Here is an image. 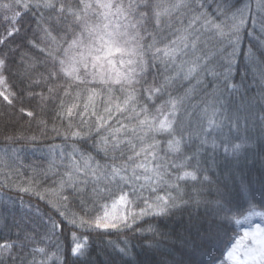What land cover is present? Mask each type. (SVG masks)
<instances>
[{
    "label": "snow or ice",
    "instance_id": "6c2138e0",
    "mask_svg": "<svg viewBox=\"0 0 264 264\" xmlns=\"http://www.w3.org/2000/svg\"><path fill=\"white\" fill-rule=\"evenodd\" d=\"M0 29V101L41 135L96 151L61 152L55 178L42 173L50 183L4 173V188L47 210L12 225L0 264H264V0H0ZM218 161L238 199L217 187L214 210L189 214L178 247L137 227L207 203ZM225 223L242 235L225 239ZM125 230L161 239L139 259L127 240L93 248L81 235Z\"/></svg>",
    "mask_w": 264,
    "mask_h": 264
},
{
    "label": "trees",
    "instance_id": "16d2710c",
    "mask_svg": "<svg viewBox=\"0 0 264 264\" xmlns=\"http://www.w3.org/2000/svg\"><path fill=\"white\" fill-rule=\"evenodd\" d=\"M252 3L253 7H255V0H252ZM22 23L26 29H29V35H31L30 30L31 28L35 27V20L32 18V14H26L23 17ZM10 70L14 74L23 71L18 63L11 64ZM10 82H14L19 85L18 76L13 75ZM31 119L32 118L27 117L26 115H22L7 108L3 102L0 101V146L11 149H20L27 160L37 165L38 171L34 175V177L37 179H40L45 183L50 181V179L45 180L42 175V173L48 171V167L50 166L49 157L42 153L43 149L49 148L53 145H63L65 149H69L73 146V144H75V147L79 148L81 151L96 155V151L91 140L74 142L69 139L66 141L63 136H57L51 131H48L47 135H41L36 127L35 122H32L30 126L29 121H31ZM48 119L50 129L52 126L51 113L49 114ZM17 130L24 131L25 135L35 134L37 135L38 139L35 142L24 140L13 141L5 139L6 136L11 135ZM218 164L219 167L214 169V174L213 172L209 173L215 183L206 184L201 192L200 199L202 201H207V203H202L199 208H197L195 205H189L186 208L176 210L174 214L168 217H146L139 223L137 227L140 229H148L149 226H151L156 229L158 233L170 234L169 239L176 241V246L178 247V237L183 231V225L187 222L189 214H192L194 217H203L206 212L211 213L214 210V202L218 199L217 187L223 190L224 185L227 184L228 190L231 191L232 198L234 200L238 199V179L234 182L229 178L225 162L218 161ZM207 166L208 165H205V167ZM258 167L259 166L257 165L256 168H253L250 163L248 168H245L244 170L247 172L249 169H251L252 174L255 175ZM5 191H8L6 196L0 198V242H3L4 240L15 239V229L12 227V225L16 222H19L22 217L26 218V213L29 211H34L36 208L41 209V211L47 210L45 203L33 195L22 192H11L12 190ZM187 191L189 194H192L190 187L187 189ZM12 196L15 198H12ZM222 232L227 233L225 239L237 234L242 235V230L230 223H225L223 225ZM81 235L87 236L88 243L93 248L107 244L108 241L121 243L122 241L127 240L130 245L133 246V251L139 254V259L143 258V245L147 243H154L156 240L161 239L160 236L154 237L150 232H145L143 235H141L139 232H134L131 230H125L122 232L112 231L103 234L93 231L81 233ZM168 246L171 247L172 245L169 244Z\"/></svg>",
    "mask_w": 264,
    "mask_h": 264
},
{
    "label": "rangeland",
    "instance_id": "374dc122",
    "mask_svg": "<svg viewBox=\"0 0 264 264\" xmlns=\"http://www.w3.org/2000/svg\"><path fill=\"white\" fill-rule=\"evenodd\" d=\"M72 147H70L69 149H65L63 145H53L49 148L43 149L42 153H44L49 157L50 166L48 167L47 172H49V169H52L54 171L56 168L60 167L61 152H65V153L71 152ZM5 164L9 165L10 167L6 168ZM6 171L10 172L13 181L18 183H23L26 182L29 178L34 177L35 173H37L38 171V168L37 165L31 163L29 160L26 159V157L24 156L23 152L20 149L18 148L11 149L8 147L0 146V182L4 181L5 179L4 173ZM49 177L51 179L55 178L52 177L51 172H49ZM51 179L48 183L51 182ZM5 190H12L11 192H18L14 189L4 188L2 184H0V198L6 196L8 191ZM12 198L15 197L12 196ZM254 222H259L258 218ZM245 227L247 226L245 225Z\"/></svg>",
    "mask_w": 264,
    "mask_h": 264
}]
</instances>
